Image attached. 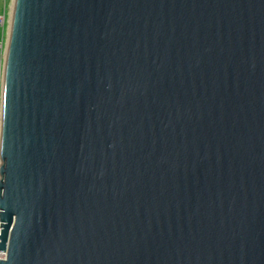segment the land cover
Returning a JSON list of instances; mask_svg holds the SVG:
<instances>
[{
  "label": "water",
  "instance_id": "1",
  "mask_svg": "<svg viewBox=\"0 0 264 264\" xmlns=\"http://www.w3.org/2000/svg\"><path fill=\"white\" fill-rule=\"evenodd\" d=\"M0 264H264V0H12Z\"/></svg>",
  "mask_w": 264,
  "mask_h": 264
},
{
  "label": "built area",
  "instance_id": "2",
  "mask_svg": "<svg viewBox=\"0 0 264 264\" xmlns=\"http://www.w3.org/2000/svg\"><path fill=\"white\" fill-rule=\"evenodd\" d=\"M11 3L12 0H8V3L4 7V11L0 14V28L2 31V37L0 38V58L2 66L0 69V112H1V101H2V80H3V60L8 42L9 24L11 18ZM1 164V161H0ZM1 231V227H0ZM0 255H6L5 252H0Z\"/></svg>",
  "mask_w": 264,
  "mask_h": 264
},
{
  "label": "rangeland",
  "instance_id": "3",
  "mask_svg": "<svg viewBox=\"0 0 264 264\" xmlns=\"http://www.w3.org/2000/svg\"><path fill=\"white\" fill-rule=\"evenodd\" d=\"M7 3H8V0H0V13L1 14L3 13L5 4ZM0 38H1V28H0Z\"/></svg>",
  "mask_w": 264,
  "mask_h": 264
},
{
  "label": "crops",
  "instance_id": "4",
  "mask_svg": "<svg viewBox=\"0 0 264 264\" xmlns=\"http://www.w3.org/2000/svg\"><path fill=\"white\" fill-rule=\"evenodd\" d=\"M6 5V4H5ZM4 11V10H3ZM1 14V13H0ZM1 37H2V31H1ZM1 66H2V62H1V58H0V69H1Z\"/></svg>",
  "mask_w": 264,
  "mask_h": 264
}]
</instances>
